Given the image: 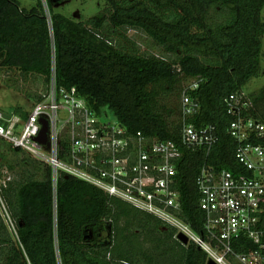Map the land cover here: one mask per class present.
Wrapping results in <instances>:
<instances>
[{
    "label": "trees",
    "instance_id": "obj_1",
    "mask_svg": "<svg viewBox=\"0 0 264 264\" xmlns=\"http://www.w3.org/2000/svg\"><path fill=\"white\" fill-rule=\"evenodd\" d=\"M46 6L49 21L42 0L29 9L17 0H0V69L16 70L25 79L35 76L43 91L25 94L38 103L49 89L53 47L58 88H75L96 113L109 109L127 134L176 142L182 150L176 216L204 237L195 179L204 164L242 171L227 133L233 116L224 98L241 93L260 75L264 0H104L96 14L80 21L55 13L47 0ZM130 31L146 41L129 37ZM190 79L199 81L188 94L200 107L189 121L216 128L217 141L207 155L181 144L179 104L163 101L172 92L179 98ZM248 98L251 113L264 122V85ZM24 162L34 171L0 185L16 236L0 213V264H207L210 259L192 240L181 243L176 227L157 215L64 173L54 194L50 168L29 157L17 164ZM6 165L13 170V163ZM105 227L108 237L99 239ZM258 227L264 244V206ZM231 246L243 254L258 250L264 264V248L246 236L233 238Z\"/></svg>",
    "mask_w": 264,
    "mask_h": 264
},
{
    "label": "built area",
    "instance_id": "obj_2",
    "mask_svg": "<svg viewBox=\"0 0 264 264\" xmlns=\"http://www.w3.org/2000/svg\"><path fill=\"white\" fill-rule=\"evenodd\" d=\"M198 85V79H191L180 91V141L207 155L217 141L215 126L196 127L189 121L200 105L188 91ZM224 103L227 114L233 116L227 133L236 143L234 155L242 171L216 169L210 164L201 167L195 184L204 213V237L176 216L181 209L174 188L180 146L172 140L150 139L141 132L127 134L116 119H103L102 112L92 110L75 88H58L53 47L47 94L25 117L0 110V137L12 147L31 152L50 168L54 194L59 175H71L167 221L176 227V235L183 233L216 264H261L258 250L235 252L231 240L243 235L264 248L263 230L258 227L264 206V122L251 113L253 103L242 92L229 94ZM41 119L47 121L45 144L38 140ZM44 146L49 147L47 152ZM0 203L15 232L1 197Z\"/></svg>",
    "mask_w": 264,
    "mask_h": 264
},
{
    "label": "rangeland",
    "instance_id": "obj_3",
    "mask_svg": "<svg viewBox=\"0 0 264 264\" xmlns=\"http://www.w3.org/2000/svg\"><path fill=\"white\" fill-rule=\"evenodd\" d=\"M20 4V7L29 9L35 5L36 0H17ZM44 5L45 17L47 21L50 19V13L46 6V0H42ZM51 5L52 10L55 13H61L65 16H68L76 21L87 19L88 17L96 14L98 10L104 5V0H47ZM261 18L264 20V7L261 11ZM129 37H134L137 41L143 43L146 41V38L139 39L134 36V32L130 31L127 33ZM144 40V41H143ZM151 43V42H150ZM145 45L141 44L140 49H145ZM262 57H261V72L258 77L252 78L243 88L242 94L244 97H248L250 95H254L258 93L261 87L264 85V35L262 38ZM20 73L16 70L7 71L5 69H0V110L5 113L17 112V113H26L29 112L37 102H34V99L30 96H27L25 92L28 90L30 92L34 91H43L44 85L38 84L34 81V77L30 75L25 79L19 75ZM33 78V79H32ZM190 80L186 81L182 84V86L188 83ZM169 106L175 107L179 104V98H176V94L174 92L170 93L164 100ZM264 105V101L261 104ZM259 105V106H261ZM102 118L106 120L113 121L115 120L112 112L104 108L102 111ZM10 142L6 139L0 137V162L4 163L2 167H0V185L3 184L4 181H7L10 178L19 177V174L22 175L24 171L33 172V164L29 162H24L21 165L17 164V162L23 157L31 158L36 164L39 166L45 165L42 161H40L36 156H34L31 152L22 150V152H12L10 150ZM49 149L48 146H44V152H47ZM4 157V159H2ZM7 162H11L14 164L13 170L7 169ZM39 173H36V176L39 177ZM24 175V174H23ZM4 210L2 209L0 203V213L8 227L9 232L14 240H16L15 232L11 228V224L9 223L7 216H5ZM163 229V228H162ZM108 233L106 227L100 231L99 239H107ZM2 261L0 255V262Z\"/></svg>",
    "mask_w": 264,
    "mask_h": 264
},
{
    "label": "water",
    "instance_id": "obj_4",
    "mask_svg": "<svg viewBox=\"0 0 264 264\" xmlns=\"http://www.w3.org/2000/svg\"><path fill=\"white\" fill-rule=\"evenodd\" d=\"M41 123H42V128L40 130L39 136H38V140L39 142H41L42 144L46 143V139H47V121L45 119H41ZM176 238L183 244H187L188 243V238L187 236H185L183 233H178L176 235ZM207 264H216L212 259H209L207 261Z\"/></svg>",
    "mask_w": 264,
    "mask_h": 264
}]
</instances>
